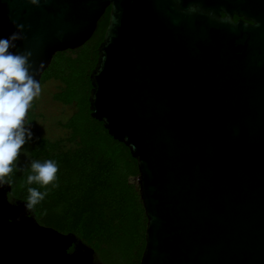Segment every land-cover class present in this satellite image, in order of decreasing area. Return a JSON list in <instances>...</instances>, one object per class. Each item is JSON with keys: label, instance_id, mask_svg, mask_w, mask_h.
<instances>
[{"label": "water", "instance_id": "obj_1", "mask_svg": "<svg viewBox=\"0 0 264 264\" xmlns=\"http://www.w3.org/2000/svg\"><path fill=\"white\" fill-rule=\"evenodd\" d=\"M107 9L89 111L137 163L139 264H264V0H0V38L40 84ZM11 191L0 264H102Z\"/></svg>", "mask_w": 264, "mask_h": 264}, {"label": "trees", "instance_id": "obj_2", "mask_svg": "<svg viewBox=\"0 0 264 264\" xmlns=\"http://www.w3.org/2000/svg\"><path fill=\"white\" fill-rule=\"evenodd\" d=\"M108 18L109 9L84 46L57 53L42 75L40 84H55L51 100L73 109L61 123L64 135L54 140L33 135L18 157V166L25 170L17 172L14 167L5 179L11 185L14 202L26 203L29 187L47 191L45 199L30 209L37 222L75 235L94 250L98 262L139 264L145 247L146 218L136 183L137 163L89 111V77ZM35 107L29 108L26 126L36 124ZM33 160L56 162L57 187L27 184Z\"/></svg>", "mask_w": 264, "mask_h": 264}, {"label": "clouds", "instance_id": "obj_3", "mask_svg": "<svg viewBox=\"0 0 264 264\" xmlns=\"http://www.w3.org/2000/svg\"><path fill=\"white\" fill-rule=\"evenodd\" d=\"M17 39L15 33L10 37L0 38V185L7 184L6 177L25 169L18 166L21 149L28 144L33 134L25 120L32 101L40 92L39 82L30 74L27 57L14 54L9 49L14 47ZM31 174L27 176V184H38L41 187L55 183L58 166L55 161L30 163ZM26 209L40 204L48 195L36 187H29Z\"/></svg>", "mask_w": 264, "mask_h": 264}, {"label": "rangeland", "instance_id": "obj_4", "mask_svg": "<svg viewBox=\"0 0 264 264\" xmlns=\"http://www.w3.org/2000/svg\"><path fill=\"white\" fill-rule=\"evenodd\" d=\"M40 87V94L34 98L31 104V106H36L34 113L37 117L36 124L30 127L32 134L51 140L61 138L64 135L61 123L73 113V109L51 100V95L55 93L54 83L40 84ZM28 113L29 109L27 115Z\"/></svg>", "mask_w": 264, "mask_h": 264}, {"label": "flooded vegetation", "instance_id": "obj_5", "mask_svg": "<svg viewBox=\"0 0 264 264\" xmlns=\"http://www.w3.org/2000/svg\"><path fill=\"white\" fill-rule=\"evenodd\" d=\"M236 20H237V18L234 17V21H236ZM99 21H100V20H99ZM98 23H99V22H98ZM104 32H105V30H104ZM8 197H9V201H10V202H14V200H13L11 194H9ZM70 251H71V250H70Z\"/></svg>", "mask_w": 264, "mask_h": 264}]
</instances>
